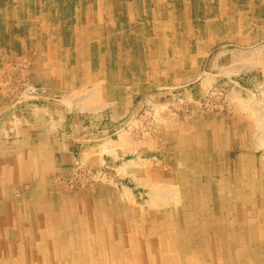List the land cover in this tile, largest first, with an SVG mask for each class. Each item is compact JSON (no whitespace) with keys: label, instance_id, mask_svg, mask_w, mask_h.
Here are the masks:
<instances>
[{"label":"rangeland","instance_id":"1","mask_svg":"<svg viewBox=\"0 0 264 264\" xmlns=\"http://www.w3.org/2000/svg\"><path fill=\"white\" fill-rule=\"evenodd\" d=\"M0 264H264V0H0Z\"/></svg>","mask_w":264,"mask_h":264},{"label":"bare ground","instance_id":"2","mask_svg":"<svg viewBox=\"0 0 264 264\" xmlns=\"http://www.w3.org/2000/svg\"><path fill=\"white\" fill-rule=\"evenodd\" d=\"M179 235V234H178ZM253 245V244H252Z\"/></svg>","mask_w":264,"mask_h":264}]
</instances>
